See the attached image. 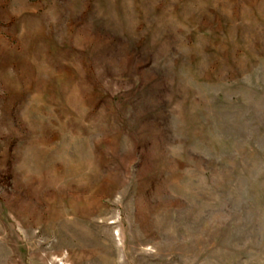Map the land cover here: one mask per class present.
<instances>
[{"label": "rangeland", "instance_id": "374dc122", "mask_svg": "<svg viewBox=\"0 0 264 264\" xmlns=\"http://www.w3.org/2000/svg\"><path fill=\"white\" fill-rule=\"evenodd\" d=\"M0 264H264V0H0Z\"/></svg>", "mask_w": 264, "mask_h": 264}]
</instances>
